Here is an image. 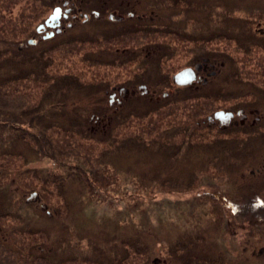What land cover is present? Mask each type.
Wrapping results in <instances>:
<instances>
[{"label": "rangeland", "instance_id": "obj_1", "mask_svg": "<svg viewBox=\"0 0 264 264\" xmlns=\"http://www.w3.org/2000/svg\"><path fill=\"white\" fill-rule=\"evenodd\" d=\"M53 6L0 0V264H264V0L198 9L167 66L135 81L180 96L125 106L106 129L91 117L134 76L116 51L132 38L90 23L47 43ZM203 56L220 67L203 97L170 83ZM238 102L263 116L252 132L188 129Z\"/></svg>", "mask_w": 264, "mask_h": 264}, {"label": "flooded vegetation", "instance_id": "obj_2", "mask_svg": "<svg viewBox=\"0 0 264 264\" xmlns=\"http://www.w3.org/2000/svg\"><path fill=\"white\" fill-rule=\"evenodd\" d=\"M94 1V6H89L87 0H47L48 8L51 4L54 6L47 15V19L44 20V24H47L43 27V32L44 34L47 33V43H57L61 40L66 41L78 38L79 34L84 30L83 27L92 23L96 26L95 28H99V31L104 33L107 31L106 34H111L114 38L125 35H130L132 38L131 42L133 45L130 43L129 45L115 48L116 51L121 50L124 55L122 59L126 60L127 63L134 62L132 68L134 76L122 85L113 84L111 88L105 89V94L108 96V104L100 105L98 108L99 112L93 113L91 117L93 122H91L90 129H106L112 127L115 115L121 112L125 106L133 107L129 109L132 113L137 107L136 105H140L143 101H145L146 105L148 104L147 97L150 104L157 106L163 101H169L171 97L180 96V93L178 94L174 91L173 94L164 92L160 95L159 91L153 90L149 83H137L135 81L137 78L143 81L149 80L148 75L145 76L144 74L150 67H160V64L167 66L166 61L174 56L169 50L176 51L177 48L176 45L173 46L170 43L168 37L173 36L178 41L179 38H182L183 41L187 39V36L179 33L178 30L185 28L186 21L196 18L194 14L199 11L198 9H206L212 2L217 1L226 5L231 0ZM236 1L240 0H234V2ZM255 29L264 36V25L256 23ZM97 31V29H94V32ZM105 35L103 38H106ZM204 52L207 53L208 51L205 50ZM223 65L224 61L220 63V66ZM186 68L195 70L193 82L188 86L178 85L174 81V76ZM136 69H138V72ZM219 69L217 58L212 59L203 56L197 58L193 65H185L179 71L171 74L168 72L170 74L169 81L173 86H177L180 89L191 90V94L194 97H203L201 89L213 86V82L219 75ZM163 76L166 77L162 71L153 74L155 80L159 81L160 84L165 81ZM128 81L132 82L127 83ZM179 91L181 90L178 89ZM205 98H209V96ZM219 111L224 112L220 116H216ZM259 113L258 108L243 106L239 102L224 105L212 110L207 116H201V120L200 118L196 120L195 116L194 123L196 126L188 127V129H194V132L195 129H199V131H215L223 136L243 133L244 129L252 132L262 121L263 116ZM257 172V170H252V173Z\"/></svg>", "mask_w": 264, "mask_h": 264}, {"label": "water", "instance_id": "obj_3", "mask_svg": "<svg viewBox=\"0 0 264 264\" xmlns=\"http://www.w3.org/2000/svg\"><path fill=\"white\" fill-rule=\"evenodd\" d=\"M41 26H43V25H41ZM40 27L38 28V30L40 29ZM45 37L47 38V35ZM29 43L30 44L36 43V41L31 39L29 41ZM194 77H195V70L193 68H186V69H184L183 71L179 72L178 74H176L174 76V81L178 85L188 86L191 82H193ZM223 112L224 111L217 112L216 116H220ZM36 196H38L37 192H35L34 194L30 195L29 196V200H34Z\"/></svg>", "mask_w": 264, "mask_h": 264}, {"label": "bare ground", "instance_id": "obj_4", "mask_svg": "<svg viewBox=\"0 0 264 264\" xmlns=\"http://www.w3.org/2000/svg\"><path fill=\"white\" fill-rule=\"evenodd\" d=\"M46 24H47V23H46ZM46 24H45V25H46ZM41 25H43V24H41ZM41 25H39V26H41ZM45 25L41 26L40 29L37 31V33L39 34V36H40L41 38H43V39H47V38L45 37V36L47 35V33L44 34V32H43V27H44Z\"/></svg>", "mask_w": 264, "mask_h": 264}]
</instances>
